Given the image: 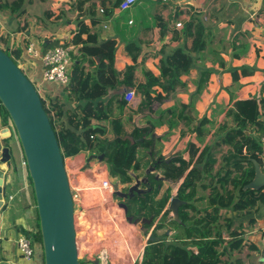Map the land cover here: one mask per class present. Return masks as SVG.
Wrapping results in <instances>:
<instances>
[{"label":"crops","instance_id":"1","mask_svg":"<svg viewBox=\"0 0 264 264\" xmlns=\"http://www.w3.org/2000/svg\"><path fill=\"white\" fill-rule=\"evenodd\" d=\"M58 1L64 5H55ZM119 1L27 0L24 4L25 13L20 17L10 14L9 11H0V30H4L5 27L7 29L15 27L16 29V32L10 33L12 38H9L7 34L4 35L8 37L10 43L13 42L21 47L25 45L23 42L28 41L29 37H36L34 33L41 36L35 39H39L43 47L54 40H58L60 43L70 41L73 34L79 29L78 23L81 22L87 26L93 39V41L88 42V46L98 45L111 39L115 41L118 50L112 68L116 72L129 65L134 68L132 75H124L119 80L121 84H97L94 92L104 90V96L93 100L82 99L78 97L77 92L43 81L40 60L31 58L23 49L18 60L19 68L34 84L39 95L41 94L50 103L55 100L62 110L60 118L54 116L56 126L61 124L66 128L73 129V122L81 115L77 111L78 107L90 102L92 104L91 110L94 111L95 105L100 102L97 110L94 111L96 115L90 117L93 126L101 130L94 134L96 139L105 133L112 134L110 122L113 119H127L130 116L132 119L134 118L138 126L152 127L154 134L162 138L163 155L168 157L179 151V148L175 146L181 135L176 131L168 130L169 126L166 122L155 124L156 117H158L155 115H166L171 112V109H174L179 123L191 124L195 122L196 118L192 120L188 111L196 113L200 119L216 117L217 121L220 122L227 109L232 107L236 100L243 99L250 94L257 96L258 88L264 80V23L258 22V20H264L263 17H258V12L264 10V0H193V5H181L182 0H162L163 2L167 1L169 6L160 5L159 0H138L130 9L125 11L118 10ZM40 6L42 8L41 14L35 11L40 9ZM100 8L105 11L101 13ZM47 10L52 12L49 19L43 16L44 11ZM108 17H110L109 21H107ZM193 17L199 19L201 28L196 27V22L192 21ZM130 20L131 23L128 22ZM177 22H181L182 26L175 27ZM105 23L107 24L106 28L102 26ZM32 24L37 27L35 30ZM24 26L26 28L22 31ZM21 31L27 38L23 39L21 35L19 39L18 32ZM81 38L86 39L87 34L82 33ZM195 39H204V46L201 47L200 56L190 72L181 76L184 86L175 90L182 89L184 92L174 93V91L171 93L173 95H170L165 101L154 102L151 110L144 108L142 114H133L134 112L122 103L126 90H136V86L130 84L133 79L136 77L141 79L144 70L158 74L161 60L177 47L189 54L188 48L194 44ZM69 44L73 46V55L79 57L80 54H84L79 49L80 44H73L72 42ZM126 45L133 51L131 54L122 52ZM92 56L84 55L83 58L86 61L83 62V65L91 74H95L99 63ZM87 60L93 62L89 63ZM243 68L252 73L241 75L240 70ZM197 72L205 75L207 84L204 85L199 96L193 99L192 95L197 86L188 81L196 79L193 74ZM235 72L236 79L233 78ZM153 89L159 90L158 86H154ZM235 90H239L241 93L236 98H232V92ZM107 102L109 106L106 105ZM155 105L163 107L164 112L154 111ZM176 108L183 109V113H180ZM99 115L100 119L98 118ZM197 123L196 127L200 125V122ZM3 128L0 116V143L2 146L7 144L11 153V160L7 163L4 177L5 196L3 199L5 203L0 209V264H44L43 249L37 241H34L35 254L32 259L21 258L17 251L16 240L19 235L33 228L34 213L30 205L31 202L21 201L17 198L24 189L27 190L24 197H29L28 170H26V165L22 163L24 157L20 144H17L12 134L9 137L2 136ZM193 133L197 136L196 131ZM186 141L187 137H184L179 142L180 148L184 146ZM195 146L198 148L196 143ZM94 147H100L104 153L103 144L95 139L93 144L85 147V149H93ZM202 150L204 149L198 148V152ZM16 153L17 158H14ZM181 154L184 158L189 159L190 152L188 150ZM193 158L192 165L195 163L196 157ZM71 161L69 160V163ZM96 164L99 165V162ZM11 188H15L14 192L11 191ZM10 195H13L11 200H9ZM117 204L121 207H130L131 214L125 213V216L131 215L132 224L135 225L133 204L127 200H119ZM258 210H251L250 212L257 213ZM245 215L246 213H244ZM250 216L255 218V224L263 228L262 219H259L255 214H250ZM231 217L233 216L231 215ZM239 217H243L242 214ZM252 218H249L248 221H252ZM235 227L239 231L240 225ZM122 229L125 232L128 231V227H122ZM137 237L136 235V239H138ZM148 238V235L146 238L144 235H140L143 243ZM129 240L127 245H130V249L135 248L134 252L129 251V255L131 253L135 256L134 259L132 256V261L129 264H136L137 262L139 264L137 257L141 251L143 253V249L139 244L135 245L132 242L133 239ZM249 240L250 246L254 249L251 263L264 264V242L260 243V234L251 235ZM136 250L139 252L137 253Z\"/></svg>","mask_w":264,"mask_h":264},{"label":"trees","instance_id":"2","mask_svg":"<svg viewBox=\"0 0 264 264\" xmlns=\"http://www.w3.org/2000/svg\"><path fill=\"white\" fill-rule=\"evenodd\" d=\"M25 1L27 0L11 2L0 0V11H9L10 14L20 17L25 13ZM159 1L160 5L169 6L167 1ZM51 15L50 10L44 11V17L49 19ZM258 17L264 18V10L258 12ZM192 21L196 22L197 28H201L199 19L193 17ZM263 21L258 20L259 23H264ZM78 25L79 29L73 34L70 41L60 43L54 40L42 47L46 49L49 46H66L70 42L81 45L79 49L84 54H80L79 57L75 56L70 69V80L65 88L77 92L79 98L93 100L105 95L104 90L94 92L97 84H121L119 80L124 75H132L134 68L129 65L116 72L112 68L118 50L115 41L111 39L98 45L88 46V42L93 41L89 29L81 22ZM82 33L87 34L86 39L81 38ZM197 40L195 39L192 44L193 48ZM26 42L24 41L25 45ZM201 45L198 47L201 48ZM23 46L10 43L7 36L0 35V48L17 65L24 49ZM122 52L131 54L133 51L126 45ZM86 54L93 55L92 57L99 63L95 74H91L83 65V62L86 61L83 56ZM87 62L92 63L93 61L87 60ZM190 65L191 57L187 52L179 47L173 49L161 60L158 74L144 70L141 79L138 77L133 79L130 84L136 86L134 97L130 102H125L122 99V103L127 105V108L135 115L142 114L144 108L151 110L154 102L165 101L177 88L184 86L181 76L186 73ZM251 73L245 68L240 70L241 75ZM233 78H237L236 72L233 73ZM154 86H158L159 90L153 89ZM108 102L106 105L109 106ZM99 103L95 105L94 111L97 110ZM42 104L49 116L62 155L72 154L91 146L95 139L103 144L108 174L114 182L118 183L121 191L126 192L136 180H141L139 187L142 189L147 187V181L150 182L151 189L149 191L135 193L129 201L133 204L137 223L147 220L153 222L152 234L155 230L162 228L166 229V234L169 231V224L181 228L184 237L178 236L171 240L148 238L139 264H221L223 257L232 259L229 264H241L237 257L245 244L241 230L238 231L236 227H232V221L229 219L226 223L227 230H229L228 236L224 238L214 225L218 216L239 217L251 210L257 211L259 206L264 207V185L256 190L246 188V185L254 177L255 162L260 163L261 161V138L264 136V80L258 88L257 96L250 94L243 99L236 100L233 106L227 109L216 127L214 140L206 147L205 151L198 152L195 144H190L188 151L193 157H196L193 165L192 160L184 158L181 153L165 157L162 138L154 134L152 127L138 126L134 118L132 119L130 116L127 119H113L110 122L112 134L105 133L96 139L94 134L101 130L93 126L90 120V117L95 114L91 110L90 102L78 107L77 111L81 115L73 122V129L66 128L61 124L56 126L54 116L60 118L62 110L55 100L49 103V106H46L43 100ZM0 116L2 126L12 125L8 113L1 104ZM98 118L100 119V115ZM191 119L193 120V118ZM195 131L198 139L204 137L206 133L201 122ZM5 146L8 147L7 144ZM96 155L99 156V153ZM99 157L102 158V154ZM198 164H201V167H198ZM151 166L155 168L148 174L147 170ZM155 175L163 179L155 180ZM144 178L148 180L142 181ZM204 178L213 180L218 187H229L228 190L224 189L223 191L228 192L230 204L220 205L221 197L214 194L209 199L207 207H196L189 198L192 196L191 193H193L196 183ZM28 179L29 191L31 187L32 202L30 205L33 208L34 221L32 222L33 228L25 233L31 234L33 241L41 244L39 219L29 174ZM170 184L176 185V196L185 201L178 208V221L174 220L170 214L169 203L172 198ZM126 220L128 221L127 217ZM192 235L197 237L198 242L194 250H189L185 247L184 238ZM83 263L86 264L80 261V264Z\"/></svg>","mask_w":264,"mask_h":264},{"label":"rangeland","instance_id":"3","mask_svg":"<svg viewBox=\"0 0 264 264\" xmlns=\"http://www.w3.org/2000/svg\"><path fill=\"white\" fill-rule=\"evenodd\" d=\"M25 4V3H24ZM64 5L62 2H57L55 5ZM48 5V4H46ZM50 6V5H49ZM36 12H39L41 14L42 8L40 6V9L35 10ZM41 16V15H40ZM33 29L35 30L37 27L35 24H32ZM26 28L22 29V31ZM19 33V39L21 38V35L23 36V39L27 38L26 35L23 34V32ZM16 32L15 27L12 29H7L5 27L4 30H0V34L4 36L5 34L8 35L9 38H12L10 33ZM36 36L35 38H40L41 36L37 33H34ZM32 40L37 41V43H41L39 39H35L32 37H29ZM28 38V40H30ZM58 41V40H57ZM60 42V41H59ZM202 42V45H201ZM24 43V42H23ZM20 44V43H19ZM204 46V39H198L195 43V47L192 46L188 48L189 55L191 57V65L189 69L186 71L185 74H188L193 67L196 60H198L200 56V50L201 48L198 46ZM199 75V76H198ZM196 79L189 80V83L195 84L196 91L193 93L192 97L193 99L197 98L204 87L206 83L205 75L202 73H196L193 74ZM235 89V88H231ZM176 92H184L182 89H179ZM241 91L235 90L232 92V98L237 97ZM173 95V94H172ZM171 95V96H172ZM239 100V99H238ZM45 105L47 106V103L43 101ZM226 106L224 107V109ZM180 113H183V109H179ZM154 111L157 112H164L165 109L163 107H160L159 105L154 106ZM153 113V112H152ZM188 114L192 118H196L195 122H192L191 124H186L183 122H178L176 119V112L175 110L171 109V112H169L166 115H155L156 117L155 124L159 123H167L168 124V130L176 131L179 135H181L180 139L177 141L176 148H179V151L177 153H184L186 150H189L190 144H197L198 148L206 150V147L211 144V142L214 140V136L216 133V127L219 123L216 119V117H212V119H200L197 117L196 113H193L191 111H188ZM154 121V120H153ZM201 122L203 125V129L206 132L204 137L198 139L197 136L194 135L193 132H195L196 123ZM198 124V123H197ZM12 136L14 137V140L18 143L17 135L12 127V125L9 126ZM169 135V134H168ZM168 137V136H167ZM187 137V141L185 142L184 146L180 148L179 142L184 138ZM167 139V138H166ZM195 142V143H194ZM14 151V149H13ZM94 153L102 154V158L97 156ZM17 153L15 154L14 158H17ZM63 160L68 164L69 173L71 176L81 178L86 186V191L84 193L83 202L78 203L75 206V216L77 218V229H78V251H79V260H83L82 256H94L95 251L100 249L102 251L103 255H109V248L108 246H99V244H94V235L97 229V225L99 222L103 221L101 223V226L105 229V231L102 233L104 235L105 241H112L113 242V260L115 264H129V262L132 261L133 254L129 251L132 250L134 252L135 248L133 247L130 249V245H127L128 242H130L129 239L134 240H142L140 239V235H144L146 238L147 235L149 238H167L168 240L173 239L174 237H184L181 228L175 226L174 224H169L168 228L169 231L165 234L166 229H158L155 230L154 234H152L153 229V222L147 220V221H140L136 222L135 216L134 221L136 222L135 225L132 223L131 215L127 216L128 221L123 222V214L130 213L131 209L129 206L127 207H121L117 204L119 199L116 197H113V188L112 186L110 188H105L103 186L104 179L108 178L110 182H114L109 174L107 165L104 162L105 156L103 151L100 149V147H94L93 149H80L72 154H64ZM65 157V158H64ZM13 159V158H12ZM69 160H73L74 163H69ZM189 160H194L193 156L190 154ZM99 162V165L96 163ZM75 166V167H74ZM198 167H201V164L197 165ZM72 167H74L72 169ZM26 168V167H25ZM27 170V168H26ZM27 180L28 179V172H27ZM171 185V196L176 197V185ZM30 186V184H29ZM120 188V187H119ZM29 189V187H28ZM224 189L228 190L229 187H218L215 185L214 181L208 178H204L202 181L197 182L195 185V188L193 189V193H191V197L189 200L194 203V205L198 208H204L207 207L209 204V199L212 197V195L216 194L217 196L221 197L220 205L223 206V204L228 205L229 203V194ZM15 188H11V191L14 192ZM31 187L29 193V197H24L25 193H27V190H23L20 195L17 196L18 199L25 202H32L31 198ZM220 194V195H219ZM118 201H117V200ZM224 201V203H222ZM105 205V206H104ZM133 209V208H132ZM134 211V210H133ZM172 214V212H170ZM250 214H255L259 219H262V226L264 228V207L259 206V210L257 213L250 212L249 214L246 213V215H242L243 217H231V216H218L215 219V228L216 230L224 237L227 238L228 231L226 227L227 220L231 219L232 223L231 226L235 227L240 225L239 230H241V236L243 237L245 244L242 248V251L238 254V258L241 262V264H248L249 261H252V257L254 255V249L252 246H250V236H254V234H260V243L264 242V230L259 225L255 224V218H252L253 216H250ZM249 218H252V221H248ZM122 227H128V231H123ZM260 227V228H259ZM237 228V227H236ZM262 228V229H261ZM257 229V230H256ZM138 236L136 239V235ZM132 241V242H133ZM146 242V241H145ZM185 247L189 250H194L196 247V243L198 242V239L196 236L192 235L191 237L184 238ZM136 245V243H135ZM137 253L139 252L136 250ZM135 256L133 257V259ZM232 261L231 258L223 257L221 264H229ZM84 264V263H83ZM87 264V263H86ZM138 264V262L136 263Z\"/></svg>","mask_w":264,"mask_h":264},{"label":"water","instance_id":"4","mask_svg":"<svg viewBox=\"0 0 264 264\" xmlns=\"http://www.w3.org/2000/svg\"><path fill=\"white\" fill-rule=\"evenodd\" d=\"M193 0H182L181 5H193ZM0 104L8 113L17 135L30 176L41 233L44 264H80L74 224L72 200L64 160L54 129L42 100L30 79L13 59L0 48ZM1 135L9 137V127ZM0 209L4 206V177L7 163L11 159L10 149L0 143ZM154 166L148 168L150 174ZM156 180L163 179L155 175ZM144 178L142 181H147ZM141 180L131 185L126 192L111 182L113 197L130 201L135 193H146L151 189L139 187ZM264 185V172L255 162V174L246 185L248 189H259ZM185 201L177 196L170 199L169 209L178 221V208Z\"/></svg>","mask_w":264,"mask_h":264},{"label":"built area","instance_id":"5","mask_svg":"<svg viewBox=\"0 0 264 264\" xmlns=\"http://www.w3.org/2000/svg\"><path fill=\"white\" fill-rule=\"evenodd\" d=\"M138 0H120L118 3V10L119 11H125L130 9ZM99 11L103 13L105 10L103 8H100ZM110 20V17L107 18V21ZM131 23V20L128 21ZM104 28L107 27V24L102 25ZM182 23L177 22L175 23V27H181ZM13 43V42H12ZM25 52L31 57V58H37L41 62V67H42V80L50 83H54L55 85L64 88L68 85L69 83V74H70V69L71 66L74 63V58L75 54L73 55L72 53V48L73 46L66 45H57L54 47L46 48L43 49L41 43H37L35 40H28L27 44L23 46ZM37 90V89H36ZM38 92V91H37ZM39 94V93H38ZM135 91L134 89H128L125 91L123 95V99L126 102H130L133 97H134ZM41 100L45 101L47 103V106H49V101L44 98L41 94L39 95ZM91 138H93L91 136ZM261 145H262V153H261V161L259 163V167L262 172H264V136L261 138ZM65 158V157H64ZM23 165H26L25 160H23ZM71 163H74L72 160ZM64 166L66 169V174L68 178V183H69V188L72 196V200L74 203V224H75V230H76V240H77V245H78V229H77V218L75 214V206L78 203L83 202V197L84 193L86 191V186L84 182L82 181L81 178L71 176L69 173L68 169V164L64 159ZM103 186L105 188H110L111 182L108 180V178L104 179L103 181ZM113 188V187H112ZM13 198V195L9 196V200ZM118 201V200H117ZM105 206V205H104ZM103 221L99 222L97 225V229L94 235V244H99V246H108L109 248V254L110 256L103 255L102 251L100 249L95 251L94 256H85L83 255L82 258L83 261L87 264H114L113 260V242L112 241H105L104 240V235L102 234L105 229L101 226V223ZM264 230V228H263ZM133 241V240H132ZM136 244H139L141 246V249H144L143 247L146 245V243L141 242L140 240H134L133 241ZM16 247L19 255L21 258L30 260L33 258L35 254V249H34V241L33 238L31 237V234H21L16 240ZM78 251V247H77ZM78 257H79V251H78ZM139 262H141L142 259V251L141 254L137 257Z\"/></svg>","mask_w":264,"mask_h":264},{"label":"bare ground","instance_id":"6","mask_svg":"<svg viewBox=\"0 0 264 264\" xmlns=\"http://www.w3.org/2000/svg\"><path fill=\"white\" fill-rule=\"evenodd\" d=\"M125 219H126V216L123 214V219H122V220H123V222L125 221Z\"/></svg>","mask_w":264,"mask_h":264},{"label":"flooded vegetation","instance_id":"7","mask_svg":"<svg viewBox=\"0 0 264 264\" xmlns=\"http://www.w3.org/2000/svg\"><path fill=\"white\" fill-rule=\"evenodd\" d=\"M120 200V199H119Z\"/></svg>","mask_w":264,"mask_h":264}]
</instances>
